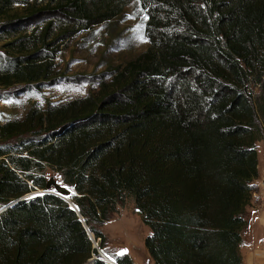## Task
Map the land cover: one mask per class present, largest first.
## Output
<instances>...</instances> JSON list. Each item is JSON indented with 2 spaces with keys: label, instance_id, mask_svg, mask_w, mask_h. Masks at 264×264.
Returning a JSON list of instances; mask_svg holds the SVG:
<instances>
[{
  "label": "trees",
  "instance_id": "obj_1",
  "mask_svg": "<svg viewBox=\"0 0 264 264\" xmlns=\"http://www.w3.org/2000/svg\"><path fill=\"white\" fill-rule=\"evenodd\" d=\"M128 1L0 0V101L66 80L60 44ZM135 1L147 16L143 53L96 93L0 123V210L43 190L49 168L100 250L101 227L130 198L154 264H243L264 143V0ZM93 255L107 264L55 195L0 213V264H86Z\"/></svg>",
  "mask_w": 264,
  "mask_h": 264
},
{
  "label": "rangeland",
  "instance_id": "obj_2",
  "mask_svg": "<svg viewBox=\"0 0 264 264\" xmlns=\"http://www.w3.org/2000/svg\"><path fill=\"white\" fill-rule=\"evenodd\" d=\"M117 1L112 0L111 3L115 5ZM146 23L147 16L142 5L135 0L128 1L114 19L63 41L59 46L56 64L67 79L53 87H45L40 91L32 89L17 98L1 100L0 123L22 118L32 105L45 107L47 103H65L91 92L96 93L98 83L109 80L114 68L123 66L147 49ZM256 146L258 164L262 165L264 143L257 142ZM42 174L47 180L54 179L64 186L59 174L51 169L45 168ZM101 232L105 237V248L101 251L108 255L107 258L127 255L134 264H153L144 247L149 229L135 213L130 198L117 208V213L101 227ZM111 258L107 260L111 262Z\"/></svg>",
  "mask_w": 264,
  "mask_h": 264
},
{
  "label": "crops",
  "instance_id": "obj_3",
  "mask_svg": "<svg viewBox=\"0 0 264 264\" xmlns=\"http://www.w3.org/2000/svg\"><path fill=\"white\" fill-rule=\"evenodd\" d=\"M257 157L259 161L258 152ZM247 219L249 224L242 233V243L239 247L242 263L264 264V208L259 206L257 198H252L247 208Z\"/></svg>",
  "mask_w": 264,
  "mask_h": 264
},
{
  "label": "water",
  "instance_id": "obj_4",
  "mask_svg": "<svg viewBox=\"0 0 264 264\" xmlns=\"http://www.w3.org/2000/svg\"><path fill=\"white\" fill-rule=\"evenodd\" d=\"M38 195H55V196L61 198L63 201H65L70 206V208L73 209L77 213V215H78L83 227L85 228V231H86L89 239L91 240V242L93 244V248L96 250L98 255L103 259V261L105 263H107V264H116L115 262H113V263L109 262L108 260L110 258L108 257L107 258L108 260H107L106 259L107 256L105 254H103V252L99 249L98 243L94 240L93 236L91 235V233L89 232L88 228L86 227L83 218L80 216L78 208L71 201H69L70 200L69 191L67 190V188L59 185L54 179H49L47 184H46V187L43 190L35 189V192H33V193L31 192L29 194H26L25 196L21 197L20 199L14 201V202H11L9 205H7L4 208H2L0 210V213L2 211H4L5 209H7L9 207H12L13 205H15V204H17V203H19V202H21L23 200H26V199H29V198H32V197H35V196H38ZM94 243H95V245H94ZM94 259H95V256L93 255L91 257V259H89L86 264H92Z\"/></svg>",
  "mask_w": 264,
  "mask_h": 264
},
{
  "label": "built area",
  "instance_id": "obj_5",
  "mask_svg": "<svg viewBox=\"0 0 264 264\" xmlns=\"http://www.w3.org/2000/svg\"><path fill=\"white\" fill-rule=\"evenodd\" d=\"M256 191L253 193V198H257L258 204L264 208V162L258 167V178L255 181Z\"/></svg>",
  "mask_w": 264,
  "mask_h": 264
},
{
  "label": "bare ground",
  "instance_id": "obj_6",
  "mask_svg": "<svg viewBox=\"0 0 264 264\" xmlns=\"http://www.w3.org/2000/svg\"><path fill=\"white\" fill-rule=\"evenodd\" d=\"M107 258V257H106Z\"/></svg>",
  "mask_w": 264,
  "mask_h": 264
}]
</instances>
